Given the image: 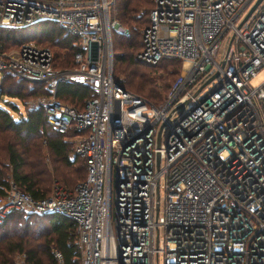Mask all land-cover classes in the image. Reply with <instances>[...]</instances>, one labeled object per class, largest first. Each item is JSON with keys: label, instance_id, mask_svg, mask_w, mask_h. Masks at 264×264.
<instances>
[{"label": "built area", "instance_id": "2783aa9c", "mask_svg": "<svg viewBox=\"0 0 264 264\" xmlns=\"http://www.w3.org/2000/svg\"><path fill=\"white\" fill-rule=\"evenodd\" d=\"M111 1L0 0V26L53 21L79 47L73 66L56 67L33 39L0 45V75L41 81L51 97L60 81L90 90L80 109L44 105L52 129L76 131L83 179L37 199L9 180L0 217L65 215L80 264H264V77L249 84L264 70V0L246 16L255 0H152L135 57L179 60L158 102L112 75L111 32L123 28L108 16Z\"/></svg>", "mask_w": 264, "mask_h": 264}, {"label": "trees", "instance_id": "16d2710c", "mask_svg": "<svg viewBox=\"0 0 264 264\" xmlns=\"http://www.w3.org/2000/svg\"><path fill=\"white\" fill-rule=\"evenodd\" d=\"M151 6L152 0H113L108 8V16L119 20L128 31L127 34L112 31V63H124L115 69L117 73L123 74L122 79H118L119 82L126 89L152 102H158L176 76L179 60L162 58L154 64H147L135 57L140 46V31L147 23ZM29 39H35L54 49L53 66H73L72 54L79 47L73 43L74 37L57 23L37 20L22 26H0V45L4 49L15 47ZM59 56L62 57L58 59ZM158 66L165 73L161 78V85L157 83V76L150 74ZM8 73L3 71L0 76V101L3 96L16 98L25 106V112L21 115L11 101H6L5 104L17 113L16 116L0 106V195L8 181L12 180L32 198L48 196L49 193L46 192L50 180L43 164L42 147L51 159L66 167L79 163L78 174L59 178L63 188L71 189L85 174L84 160L76 155L68 157V152L72 150L68 136L76 131L71 128L65 133L56 132L46 120L43 104H26V99L30 97L49 94L40 85L43 82L34 81V85L29 86L25 84V79L15 78ZM112 75L117 79L113 67ZM164 78L166 79L162 81ZM89 93V88L84 84L60 81L55 86L53 96L73 102L70 106L80 109ZM30 160L32 164L29 163ZM33 166L38 167L33 169ZM22 212L20 209H9L0 218V264H11L14 254H21L26 264H54L53 249L59 252L61 264H80V246L76 241L74 221L55 212Z\"/></svg>", "mask_w": 264, "mask_h": 264}, {"label": "rangeland", "instance_id": "374dc122", "mask_svg": "<svg viewBox=\"0 0 264 264\" xmlns=\"http://www.w3.org/2000/svg\"><path fill=\"white\" fill-rule=\"evenodd\" d=\"M113 0L111 1L110 5L112 4ZM110 8V6H109ZM114 19V18H113ZM118 24L119 26H121L123 28V31L121 34H127L128 31H127V28L123 25H121L119 23V20H116L114 19ZM112 32H111V53L113 52V41H112ZM37 44L39 45H43V46H46L47 48H49V50L51 51L52 55H54V49L51 47V46H48L44 43H40L38 41H36L35 39H33ZM223 46L224 44L222 43L218 49V52H222L223 51ZM12 48V47H10ZM59 51H63V50H59ZM62 55V54H61ZM54 57V56H53ZM62 56H59V58H61ZM113 57V56H112ZM219 57V55L217 56V58ZM60 61V60H59ZM124 63H119L117 62L116 64L112 63V67H113V73L115 74V76L117 77V80H121L122 79V76L123 74L122 73H117L116 72V67L118 66H122ZM57 67V66H56ZM154 72L150 73L151 75H154V76H157L156 80H157V83L159 85H161V78L163 77V74L164 73V69L161 68L160 66L158 67H155L154 68ZM8 74H11L12 76H14L15 78H20V77H17L15 75H13L12 73H8ZM158 75H161V77H158ZM1 76V75H0ZM172 77V76H171ZM264 77V70L263 69H259L256 74L250 78L249 80V84L250 85H255L257 84L261 79H263ZM166 78L162 79V81H164ZM118 80V81H119ZM26 81V85H29V86H32L34 85V81L32 80H27L25 79ZM40 84V83H39ZM211 83H207V85H205V87H203L202 90L206 89L207 87L210 86ZM42 87H45L44 84H40ZM46 88V87H45ZM47 89V88H46ZM47 91L49 92L48 95H43V96H40V95H36V96H33V97H30L28 99H26V104L27 105H31V104H34V103H40V104H43L45 105L46 103L50 102V101H55V102H58V103H61V104H67V105H71L73 104V102L69 103L67 100H62L60 98H56V97H51V94H50V91L47 89ZM6 101H11L12 103H14L17 107V110L18 112H20L21 115L24 114V109H25V106L16 98H13V97H7V96H3L2 97V100L0 101V106L4 107L10 114H12L13 116H16V112H13L11 111V109L5 104ZM112 108H113V117L114 118H117L118 117V104H117V101L116 100H113L112 102ZM71 135L68 136V138H70ZM1 152V151H0ZM41 153L44 155L43 157V164H44V168H45V172L47 173V175L49 176V180H50V183H49V188H48V191L46 193H49L48 195H50L53 191V187L55 185H58L60 187H62V182L60 181V177H66V176H69V175H76L80 172V170L77 168L79 165V163H76V164H72L71 166L69 167H66L64 166L62 163H60L59 161H55L53 159H51L48 155H47V152L45 151V149L42 147L41 149ZM68 157L69 158H72L73 155L71 154V152L69 151L68 152ZM30 164L31 163V160L29 162ZM38 166H33L31 168L33 169H36ZM42 175V173L40 174V176ZM71 185V184H70ZM69 185V186H70ZM23 211L22 213H29L28 211L26 210H21ZM2 217V216H1ZM0 217V218H1ZM18 261H23V256L21 254H14V257H13V262H18Z\"/></svg>", "mask_w": 264, "mask_h": 264}, {"label": "water", "instance_id": "95a60500", "mask_svg": "<svg viewBox=\"0 0 264 264\" xmlns=\"http://www.w3.org/2000/svg\"><path fill=\"white\" fill-rule=\"evenodd\" d=\"M258 2V0H255L254 3L250 6V8L247 10L245 16L252 10V8L254 7V5ZM244 16V18H245ZM91 53H90V57L91 59H94L95 58V46L96 44L93 42L91 43Z\"/></svg>", "mask_w": 264, "mask_h": 264}, {"label": "crops", "instance_id": "0c3cea01", "mask_svg": "<svg viewBox=\"0 0 264 264\" xmlns=\"http://www.w3.org/2000/svg\"><path fill=\"white\" fill-rule=\"evenodd\" d=\"M72 155H74L72 152H71Z\"/></svg>", "mask_w": 264, "mask_h": 264}]
</instances>
